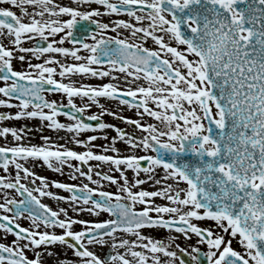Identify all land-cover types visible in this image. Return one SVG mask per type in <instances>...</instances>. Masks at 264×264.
Masks as SVG:
<instances>
[{"label": "snow or ice", "instance_id": "obj_1", "mask_svg": "<svg viewBox=\"0 0 264 264\" xmlns=\"http://www.w3.org/2000/svg\"><path fill=\"white\" fill-rule=\"evenodd\" d=\"M58 93L66 104L49 98ZM0 106L16 109L0 112V125L38 119L37 131L70 132L87 149L0 126V264H48L53 245L71 250L63 264H264V0H0ZM93 107L96 123L86 122ZM105 129L116 135L102 153L90 145L106 133L78 138ZM37 160L90 183L50 181ZM90 161L110 171L93 179ZM156 228L166 240L144 231ZM175 233L197 242L182 247Z\"/></svg>", "mask_w": 264, "mask_h": 264}, {"label": "flooded vegetation", "instance_id": "obj_2", "mask_svg": "<svg viewBox=\"0 0 264 264\" xmlns=\"http://www.w3.org/2000/svg\"><path fill=\"white\" fill-rule=\"evenodd\" d=\"M63 2L64 3H70V0H63ZM3 6H8V5H3ZM93 7H95V5H93ZM13 10L17 11L19 14L18 9H13ZM105 19H107V17H105ZM65 46H70V45L66 44ZM33 62L35 63L38 61L33 60ZM14 65L17 68L25 67V65L19 61H14ZM74 82L77 83L78 85L90 84L92 86H98V85L106 82V80H101L99 78H91V77H86L83 80H81L77 77V78H74ZM49 98L50 99H56V100L60 101L62 104H66V98L62 94H59V93L55 94V95L49 94ZM76 103L78 105H80L82 103L78 97L76 98ZM101 103H103L105 105V107L109 108L111 111H113L114 109H115L114 112L122 111L121 106L119 105V103L117 101H109L107 99L102 98ZM125 110H126V112H128V110H131V109H125ZM15 111H16V109H14V108L8 109V108H4L3 106H0V112H15ZM87 114H97L98 115L99 109L97 107H93L92 109H89L88 113H86L85 117H84L86 122L96 123L95 121H88L86 119ZM117 114L119 115V112ZM121 116H123V115H121ZM112 118L122 124V126H121L122 129H125L128 132H132L134 130L133 126L125 124L122 120L116 119V117H114L112 115L106 114V115L101 117V120L105 123H110V120ZM59 119L65 123L69 122L68 119L66 117H63V116L59 117ZM39 124H40V121L38 119H30V120L29 119H21V120L5 121L3 123V125H0V126H13V127L19 128V127H23L24 125H29L31 130L28 131L27 139H30L31 143L41 144V143H43V141L41 139L42 136H50L52 138V141L58 142L59 145H62L66 148H71L75 151H80L79 150L80 145L75 146V143L72 140V137H73L72 133L66 132L64 130H60V131L50 130L47 128H45L43 131H37L36 129H37V126ZM105 130L111 131L112 129H105ZM86 133H88V132H86ZM8 139L11 140V137L9 136ZM3 143H5V141L2 138H0V144H3ZM95 144H96L95 141H92V145L94 146ZM85 150H87V149L85 147H83L81 151H85ZM92 150L94 152H97V153H102L99 149H96L95 147H93ZM70 163L75 164L77 167H82V170H87V167H88L87 165L81 166L80 162H78V161H70ZM89 164L93 165V179L98 178L95 176L96 171H103V172L107 173V168H106L107 165L100 164L97 161H90ZM97 165H98V167H96ZM33 170L38 175L46 176L50 181L56 180V181H60V182H67V183H74V184L90 183L89 181L86 180L85 177H81L79 175H78L79 178L73 180L71 178L70 174L74 171V169L69 168L67 166H65L63 173H57L53 170L48 169L46 165H44L41 161L37 160V161L33 162ZM0 174H4L2 172V170H0ZM39 183H40V181L37 180V185ZM106 184H109V183L107 181L104 182V189L106 187H108V185H106ZM52 191H54L60 195H65V196L69 195V193L65 192L62 189L52 188ZM0 195H2V193H0ZM17 198H20V197H17ZM43 202L49 204L53 208L66 207V206L68 207L69 206L67 203H65L63 201L57 202L56 200H54L50 197L43 198ZM74 213H75V211L73 210V211H71V214L70 213L69 214L72 216H75ZM20 222L24 226H27L29 224V221H27V220H21ZM56 231L59 232L60 230L57 229ZM146 231H148L150 233L152 231V229H147ZM12 238H13L12 236H9L8 240L10 241ZM50 248L54 253V255L51 256L53 258L54 262H56V260H54V258H56V256H57L56 253L64 252L66 250V251H69V253L72 256L71 250L67 249V248L64 249L62 245H53V246H50ZM29 255H31V253H29ZM48 264H50V263H48Z\"/></svg>", "mask_w": 264, "mask_h": 264}, {"label": "rangeland", "instance_id": "obj_3", "mask_svg": "<svg viewBox=\"0 0 264 264\" xmlns=\"http://www.w3.org/2000/svg\"><path fill=\"white\" fill-rule=\"evenodd\" d=\"M118 112H119V115H123L125 117L136 118V113L132 109L131 110H128V112H126V110L123 109L122 111H117L116 113H118ZM110 124L116 125V126H118L120 128L122 126L121 123H119L118 121H116L113 118L110 120ZM104 133H106L107 136H108V139L107 140L100 138V139L95 140V143L96 144L94 146L92 145V142H91V145H90V147H92V148L95 147L96 149H99L101 152H104V149L105 148L110 149V147H111V138L116 135V132L113 129L111 131H109V130H103V132H99V131H97V132L88 131V133L83 132V133H80L79 134V137L78 138L79 139H86V137L89 136V135L103 136ZM75 146H78V145L75 144ZM116 146L121 149V154H124V155L128 154V152L126 150V146L123 143L117 142V145ZM83 147L84 146H81L80 145L79 150L81 151ZM107 154H112V153L109 151ZM106 168H107V172H109L110 169H109V166L108 165L106 166ZM129 176H131V172H129ZM77 178H79L78 177V174H77ZM106 185H108V187H106L105 190L115 191V186L110 185V184H106ZM142 187H144V188H146L148 190H153L151 188L150 184L143 185ZM156 199H157V202L158 203H164V201L159 200V198H156ZM68 208H69V213L71 214V211H73L74 209L72 207H70V206H68ZM74 215L76 216L77 213L75 212ZM78 215L81 218L89 219V220L104 219L107 216V214H102V216L96 217V216H93V215H89L87 213H79ZM200 223H202L203 225L207 226L209 222L205 221V222H200ZM76 227H80V226H76ZM146 230L147 229H145L144 231L147 234L152 235L153 237L163 238V239L166 240V238L168 236V232L166 230L162 229V228L152 229V231L150 233L148 231H146ZM175 235H177L179 237L176 242L179 243L182 247H187L189 245H195L196 242H197V237L195 235L192 236V239L191 240L184 239V237L182 235L178 234V233H175ZM63 248L65 249V246H63ZM69 257H71V254L69 253V251H66L65 250L64 252H60L59 255H57L56 258H54V260H56V262L53 261V258L52 257H47L46 256L45 259L50 264H63V261L65 259L69 258Z\"/></svg>", "mask_w": 264, "mask_h": 264}]
</instances>
